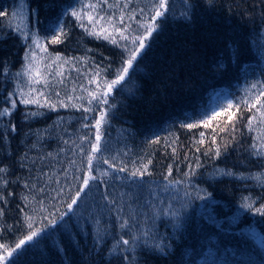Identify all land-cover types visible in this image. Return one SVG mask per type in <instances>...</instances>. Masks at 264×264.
I'll list each match as a JSON object with an SVG mask.
<instances>
[{
  "label": "trees",
  "instance_id": "obj_1",
  "mask_svg": "<svg viewBox=\"0 0 264 264\" xmlns=\"http://www.w3.org/2000/svg\"><path fill=\"white\" fill-rule=\"evenodd\" d=\"M158 3L0 0L5 264H264V0Z\"/></svg>",
  "mask_w": 264,
  "mask_h": 264
},
{
  "label": "snow or ice",
  "instance_id": "obj_2",
  "mask_svg": "<svg viewBox=\"0 0 264 264\" xmlns=\"http://www.w3.org/2000/svg\"><path fill=\"white\" fill-rule=\"evenodd\" d=\"M166 4H167V0H159V3L157 5V10L155 11L154 13V16H153V21H155V19L157 17H160L162 15H164V10L166 9ZM73 15H76V13H73ZM89 19L91 20L92 17H89ZM154 25L153 26H150L148 27L147 29V34L148 35H151V32L154 30ZM106 31V30H105ZM105 38H109L107 35L105 36ZM137 39H141V43L139 45L140 48H143L144 47V44H143V39L142 38H137ZM53 42H59V37H53ZM113 43H115V39L112 40ZM135 43V41H133ZM135 59V53L133 54V56L127 61V65L128 67H131V64H132V60ZM128 67H124L121 69V73L118 74L117 76V79L112 81L111 83H108L106 85V88H107V91L104 92V96H107L108 92L112 90L113 86L116 85V84H119L120 81H122L124 79V76L127 74L128 72ZM255 87V85L253 86ZM261 99H264V92H262L259 96L256 97V103H260ZM34 102H38V101H33V100H24L23 103H34ZM89 103H91V101H89ZM245 103H247V101H245ZM260 107L261 108H264V103H261L260 104ZM259 111V109H258ZM262 116H264V112L261 113ZM103 118V114L101 115V119ZM229 119H231V117H229ZM253 119H255V117H253ZM101 123V120H97L96 124H97V127H99ZM197 125L195 124H190V125H187V127H196ZM205 126H208V121H205ZM201 136H203V133H201ZM100 135L99 133H97L96 135V141H97V144L93 146L94 150H98V145H99V141H100ZM90 161H91V158H89ZM133 175H136V173H133ZM84 185L87 186L88 184V180H84L83 181ZM73 203H75V200H73ZM69 207H71V205H69ZM37 233L36 232H33L32 235L28 236L27 237V240H32L34 236H36ZM25 243V241H20L19 244H17V248H19L21 245H23ZM124 244H127L128 241H123ZM8 255H11V253L9 252ZM6 259L5 256H0V261H4Z\"/></svg>",
  "mask_w": 264,
  "mask_h": 264
},
{
  "label": "rangeland",
  "instance_id": "obj_3",
  "mask_svg": "<svg viewBox=\"0 0 264 264\" xmlns=\"http://www.w3.org/2000/svg\"><path fill=\"white\" fill-rule=\"evenodd\" d=\"M224 102H227V100L226 101H224ZM217 106H218V104H216ZM0 256H5L6 257V259H7V256L6 255H0ZM6 259L4 260V261H0V264H5V261H6Z\"/></svg>",
  "mask_w": 264,
  "mask_h": 264
}]
</instances>
